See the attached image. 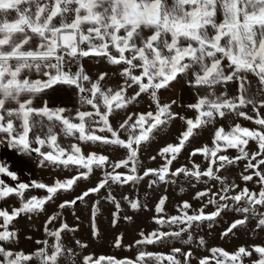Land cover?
Wrapping results in <instances>:
<instances>
[{
    "label": "snow or ice",
    "instance_id": "6c2138e0",
    "mask_svg": "<svg viewBox=\"0 0 264 264\" xmlns=\"http://www.w3.org/2000/svg\"><path fill=\"white\" fill-rule=\"evenodd\" d=\"M65 87L73 107L42 99ZM0 148L51 179L0 161V264H264V243L229 252L206 239L264 232V0H0ZM109 202L110 226L152 212L156 228L109 242L135 257L81 251L78 212L103 242Z\"/></svg>",
    "mask_w": 264,
    "mask_h": 264
},
{
    "label": "rangeland",
    "instance_id": "374dc122",
    "mask_svg": "<svg viewBox=\"0 0 264 264\" xmlns=\"http://www.w3.org/2000/svg\"><path fill=\"white\" fill-rule=\"evenodd\" d=\"M183 100L185 102H191L193 100V96L190 92H188L187 90L184 91L183 93ZM187 115L189 117H192L194 115V113H192L191 111H189L187 113ZM247 126L252 127L253 125L248 123V122H244ZM180 128V123L177 122L174 126L171 127V135H169L167 137L168 140H171L173 138V136L177 133L178 129ZM203 140H207L208 139V133L205 132L202 136ZM62 143H67V141H62ZM196 143H200V141H196ZM164 144V140H161L159 145L154 144L152 146L153 149V153L155 152L156 148L160 145ZM189 157V153L188 152H184L183 156H181V161H185V158ZM201 156L197 155L195 157V161L197 163H201ZM148 166H155L153 165L150 161L147 162ZM160 160L159 158L156 161V164H159ZM233 175H235L236 170L233 169ZM37 178H46L48 179L49 182H51V179L49 177V174L47 172H41L40 170L37 169V167L34 164V179ZM237 180L239 179L238 177H236ZM148 183V181H145L143 184H141L139 192L141 194H143V192L145 191L144 188V184ZM83 186V185H82ZM251 186V185H250ZM200 188H203L204 185L201 184L199 185ZM80 189H77V192H79ZM121 191H123V193L125 194H130L129 189L127 187H124L122 190L121 189H117L116 190V195L119 196L121 194ZM186 192H188V195H191L192 190H189L186 188ZM37 194L39 195H43V192H38ZM168 195L170 197H172L173 200H179L181 198L187 199L188 196L183 194V193H179L178 189L176 190V193L174 194L173 192L169 191ZM151 203V202H149ZM172 209V205L169 204L168 205V210L169 212H171ZM211 209H209L210 211ZM49 211H52V207H49ZM110 213H111V204L106 203L104 205V211H103V215L100 217L98 223H99V230H101L104 233L105 236V240L103 242L101 241H95L94 236H91L89 233V220H88V213L87 211L84 212H78V214L80 215V224H81V228L82 231L79 233V235H81L85 240H88L89 242H91V247L87 248V249H83L81 250L84 253H92L94 254L96 257H99L101 255L103 256H114L117 258H126V257H135L137 254V248L135 246L132 247L131 250H128L126 247H114L112 246L109 242L112 240L113 236H115L117 233H121L123 232L124 235V244L127 245L129 243H131L134 238H136V233L138 230L140 229H154L157 227L156 224L152 223L149 220V217H151L152 212L148 211L147 209H143V210H130L128 211L129 215H132L133 213H135V218H134V222H124L121 221L119 227H115V225H111L110 226ZM232 217L229 216L228 219L230 220ZM40 220H43V217H40ZM69 222H72V217L69 216L68 217ZM18 226L23 227L26 223V221L24 219H20L18 220ZM39 223V222H37ZM97 223L96 219L93 218V225H95ZM25 232H28L29 234H32L34 237L39 238L41 236V232L38 231L36 228H24ZM220 231V228L217 227L216 228V232L218 233ZM206 239H210V244L213 246H223L226 250H228L229 252H231L233 249L236 248L237 245L239 244H243V245H252V244H261L264 243V232H249V233H241L239 235V238L231 241L229 243H223L221 240L215 238V236H212L211 238L206 237ZM33 244L30 241H26L23 239V237H21V241L19 244V248L23 249L25 252H31L33 250ZM193 248L196 247L195 244H193L192 246ZM147 251H153V252H158L161 251V248L159 246H149L146 249ZM163 251H167V249H163ZM208 255L207 251L203 248H201L199 251L196 252V256H205ZM256 256H253V259H255ZM77 264H79V261H77ZM192 264H196L195 259L193 260ZM247 264V262H246Z\"/></svg>",
    "mask_w": 264,
    "mask_h": 264
},
{
    "label": "crops",
    "instance_id": "0c3cea01",
    "mask_svg": "<svg viewBox=\"0 0 264 264\" xmlns=\"http://www.w3.org/2000/svg\"><path fill=\"white\" fill-rule=\"evenodd\" d=\"M42 99L51 102L53 105L71 108L76 103L77 96L72 94V90L70 88L65 87L63 92L57 94L50 93ZM0 161L7 162L13 170L18 172L22 180L28 181L34 179V163L31 160L24 158L21 154L14 153L8 149L0 148ZM13 202L14 201L12 200L7 201L8 204ZM0 206L5 205L0 204Z\"/></svg>",
    "mask_w": 264,
    "mask_h": 264
}]
</instances>
